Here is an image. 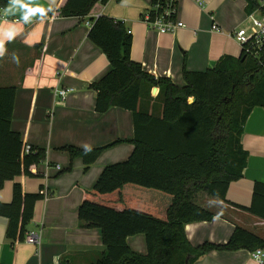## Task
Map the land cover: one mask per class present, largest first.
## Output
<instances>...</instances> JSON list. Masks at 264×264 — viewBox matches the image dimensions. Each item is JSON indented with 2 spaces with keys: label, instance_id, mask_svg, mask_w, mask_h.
Listing matches in <instances>:
<instances>
[{
  "label": "crops",
  "instance_id": "0c3cea01",
  "mask_svg": "<svg viewBox=\"0 0 264 264\" xmlns=\"http://www.w3.org/2000/svg\"><path fill=\"white\" fill-rule=\"evenodd\" d=\"M61 2L31 0V6L43 7L46 14L36 13L25 21L16 11L9 16L18 21L0 23V29L14 26L17 32L14 39L5 40L0 55V85L17 87L12 129L29 146L47 149L46 160L38 166L42 175L7 180L0 190V202L12 201L15 183L27 193L42 188L48 193L37 201L28 226V232L39 234V244H12L7 237L8 219L0 216V264H88L95 260L105 251L103 234L99 228L80 226L79 206L85 191L95 186L105 167L128 160L135 148L128 141L108 147L88 170L82 158L71 159L60 149L66 145L94 148L134 137L131 111L120 107L102 114L96 111L97 92L90 84L112 66L104 51L89 38L90 27L83 20L51 14ZM151 5L152 0H109L105 5L98 4L91 17L106 15L124 23L133 37L132 58L156 79L167 77L182 87L184 69L203 71L224 55H241L242 47L233 35L250 25L245 0H178L175 18L186 26L175 33H160L149 27L145 17ZM214 23L218 30L212 29ZM67 87L74 91L65 99L55 94L56 88ZM155 87L153 97L160 90ZM147 103L145 95L141 105ZM241 142L248 152L247 165L244 176L230 184L226 200L203 191L194 198L196 204L214 214L212 220L186 224V235L194 247L206 242L226 244L237 227L264 239V219L240 208L251 205L254 184L264 183L263 107L252 110ZM127 242L134 252L147 253L144 234L130 236ZM253 251L212 250L196 264H261L253 258Z\"/></svg>",
  "mask_w": 264,
  "mask_h": 264
},
{
  "label": "trees",
  "instance_id": "16d2710c",
  "mask_svg": "<svg viewBox=\"0 0 264 264\" xmlns=\"http://www.w3.org/2000/svg\"><path fill=\"white\" fill-rule=\"evenodd\" d=\"M109 0H62L51 12L93 21L89 38L108 57L111 70L90 84L97 92L95 109L112 107L132 112L134 137L110 144L61 147L71 159L80 157L88 170L108 147L128 141L134 151L128 160L105 167L95 186L85 191L78 209L80 226L99 228L105 251L88 264H196L212 250L264 249V239L237 227L226 244L194 247L186 235L188 223L212 220L214 214L194 202L199 192L226 200L232 182L244 176L248 152L241 137L252 110L264 108V44L239 57L224 55L203 71L184 69L185 85L155 78L132 58L133 37L121 21L91 17ZM246 12L264 15L262 0H245ZM10 0H0L5 7ZM1 62V56H0ZM159 93L153 97V87ZM17 87L0 85V190L17 176H41L38 166L47 149L30 146L12 129ZM147 105H141L143 96ZM194 100L190 102V99ZM153 101V104H152ZM162 106V113L159 108ZM40 192H24L15 183L11 202H0L8 219L12 244L26 241ZM264 219V183L253 187L252 203L240 207ZM144 234L147 253L134 252L127 239ZM64 264H71L65 262Z\"/></svg>",
  "mask_w": 264,
  "mask_h": 264
},
{
  "label": "built area",
  "instance_id": "2783aa9c",
  "mask_svg": "<svg viewBox=\"0 0 264 264\" xmlns=\"http://www.w3.org/2000/svg\"><path fill=\"white\" fill-rule=\"evenodd\" d=\"M178 0H152L151 11L145 17V21L152 29L159 31L160 33H175L178 28H183L186 25L182 21L176 20ZM264 3V0H262ZM4 9L0 8V23L18 21L16 18H11L9 15H4ZM250 25L243 27L235 31L234 37L239 42L241 47H246L247 52H251L254 49H261L264 44V15L255 11L248 15ZM84 23L91 27L93 21L90 19L84 20ZM213 30H218L219 26L214 23L212 25ZM72 87L56 88L55 94L61 99H65L67 95L73 92ZM31 150V147H27V151ZM40 193L43 197H47V190L42 188ZM26 242L32 244L40 243V236L38 233L31 231L27 232ZM252 256L261 264H264V249H256L252 252ZM55 264H62L57 262Z\"/></svg>",
  "mask_w": 264,
  "mask_h": 264
},
{
  "label": "clouds",
  "instance_id": "9594fccd",
  "mask_svg": "<svg viewBox=\"0 0 264 264\" xmlns=\"http://www.w3.org/2000/svg\"><path fill=\"white\" fill-rule=\"evenodd\" d=\"M24 9H27V12L24 11ZM4 15H15L16 11H20L22 13V19L27 21L29 17L36 13H44L46 14V10L43 7L40 6H31V0H29V3H24L23 0H10V6L8 8H5ZM0 34H2L3 39H0V55L4 52V42L5 40H12L17 35V32L15 31L14 26L9 27L8 29H0Z\"/></svg>",
  "mask_w": 264,
  "mask_h": 264
},
{
  "label": "water",
  "instance_id": "95a60500",
  "mask_svg": "<svg viewBox=\"0 0 264 264\" xmlns=\"http://www.w3.org/2000/svg\"><path fill=\"white\" fill-rule=\"evenodd\" d=\"M156 89L158 90V87H155V90H156Z\"/></svg>",
  "mask_w": 264,
  "mask_h": 264
},
{
  "label": "rangeland",
  "instance_id": "374dc122",
  "mask_svg": "<svg viewBox=\"0 0 264 264\" xmlns=\"http://www.w3.org/2000/svg\"><path fill=\"white\" fill-rule=\"evenodd\" d=\"M156 93V92H155Z\"/></svg>",
  "mask_w": 264,
  "mask_h": 264
}]
</instances>
